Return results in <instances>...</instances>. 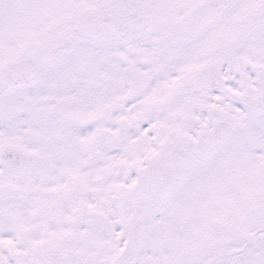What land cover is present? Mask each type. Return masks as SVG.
<instances>
[{
    "label": "snow or ice",
    "instance_id": "1",
    "mask_svg": "<svg viewBox=\"0 0 264 264\" xmlns=\"http://www.w3.org/2000/svg\"><path fill=\"white\" fill-rule=\"evenodd\" d=\"M0 264H264V0H0Z\"/></svg>",
    "mask_w": 264,
    "mask_h": 264
}]
</instances>
